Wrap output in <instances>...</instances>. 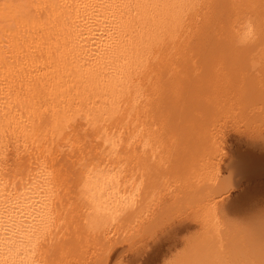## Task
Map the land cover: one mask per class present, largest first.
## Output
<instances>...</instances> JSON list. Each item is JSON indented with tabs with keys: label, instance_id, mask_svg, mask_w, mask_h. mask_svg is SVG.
Wrapping results in <instances>:
<instances>
[{
	"label": "bare ground",
	"instance_id": "6f19581e",
	"mask_svg": "<svg viewBox=\"0 0 264 264\" xmlns=\"http://www.w3.org/2000/svg\"><path fill=\"white\" fill-rule=\"evenodd\" d=\"M239 121L264 125V0H0V264H75L168 195L203 230L171 264H264L217 199Z\"/></svg>",
	"mask_w": 264,
	"mask_h": 264
},
{
	"label": "rangeland",
	"instance_id": "374dc122",
	"mask_svg": "<svg viewBox=\"0 0 264 264\" xmlns=\"http://www.w3.org/2000/svg\"><path fill=\"white\" fill-rule=\"evenodd\" d=\"M261 122L262 121H257L256 124L251 123L252 125L250 124V126H252V128L247 125V129H249L250 131L247 129L245 131L243 129L246 128V123L244 122L243 124L242 122H240V124L235 123L236 125L228 124V126H223L224 133L222 131L223 134L221 138L223 137L224 140L220 139V153L218 151V154L220 156L216 154V156L211 159L212 165L216 168L220 167V170L222 169L221 171H223V175L226 174L224 175V178L226 179L224 188L219 192V197H217V199L225 202L222 205L223 207H225L224 210L226 211V213H228V221L238 226H253L264 223V166L262 167V170H259L260 172H258L257 174H252L250 176L243 174L244 177L242 174H234L233 171L231 173L230 168V172L229 170H227L233 162L237 161L238 158H240V156L243 157L244 155L251 153V151L252 153L256 154V156H259L261 152L258 149L262 147L261 145H264V128H262L264 127V125ZM256 126H258V128ZM254 128L256 130H254ZM253 131L256 132V134H253ZM205 146L207 145H204V147ZM221 152H223V154ZM198 154L199 152L197 151V155ZM242 154L244 155L242 156ZM199 157L200 154L198 155L197 159ZM216 160L217 162H215ZM218 163H221L222 166ZM224 169H226L227 171L225 170L224 172ZM228 173H230V177H228ZM230 183H232V186ZM177 184L178 183L175 181V183H173L174 187ZM173 185L171 186V188H173ZM166 194L168 195V192ZM168 196L171 197V195ZM168 196H166L168 200L163 198V207L165 206L166 208L164 209L163 207H161V205L159 209H163L162 212L158 209V211H156L154 214L155 216L152 217V219L155 220H153L154 222L152 221V219H150V224H147V222L141 229L134 230L129 233V235H116L111 237L110 239L106 240L102 246L97 247L98 250L95 249L90 251L91 255L89 254L90 252L82 255L75 264H88V261L90 264H171L176 259L181 258L180 255L182 256L186 255V253L188 254L190 250L198 245L199 241H196L203 231L201 226H199V224L197 223L199 209L196 208V206H193V210H191L192 207L188 206L189 204H178V206L177 204L174 205L173 200L170 202L171 199ZM224 197H226V199ZM165 203H168V205H166ZM170 205L171 208L169 207V209L168 206ZM175 206L176 208L180 206L178 208V211L172 210V208L174 209ZM189 211H192L194 214ZM155 223H157V225ZM195 237V241H191ZM190 241L193 245H191L192 249L190 248L189 250V247L186 246L189 243L191 244ZM190 244L188 246H190ZM104 245H106V247ZM185 248L189 251H183ZM96 252L98 253L96 254ZM177 254H179V256Z\"/></svg>",
	"mask_w": 264,
	"mask_h": 264
}]
</instances>
